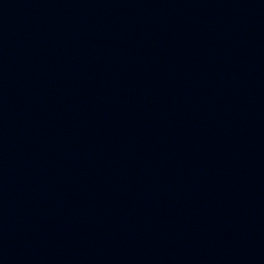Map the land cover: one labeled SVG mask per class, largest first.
<instances>
[{
  "label": "water",
  "instance_id": "95a60500",
  "mask_svg": "<svg viewBox=\"0 0 264 264\" xmlns=\"http://www.w3.org/2000/svg\"><path fill=\"white\" fill-rule=\"evenodd\" d=\"M0 264H264V0H0Z\"/></svg>",
  "mask_w": 264,
  "mask_h": 264
}]
</instances>
